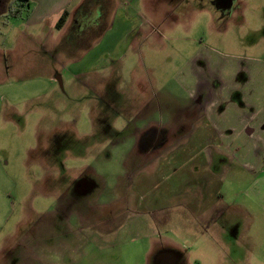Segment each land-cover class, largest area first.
Here are the masks:
<instances>
[{
  "label": "rangeland",
  "instance_id": "rangeland-1",
  "mask_svg": "<svg viewBox=\"0 0 264 264\" xmlns=\"http://www.w3.org/2000/svg\"><path fill=\"white\" fill-rule=\"evenodd\" d=\"M216 1L91 0L69 32L29 26L18 0H0V264H158L161 251L264 264V214L226 204L243 173L231 152L213 225L161 198L205 111L264 124V0H235L228 18ZM207 154L222 175L221 152Z\"/></svg>",
  "mask_w": 264,
  "mask_h": 264
},
{
  "label": "crops",
  "instance_id": "crops-1",
  "mask_svg": "<svg viewBox=\"0 0 264 264\" xmlns=\"http://www.w3.org/2000/svg\"><path fill=\"white\" fill-rule=\"evenodd\" d=\"M91 0H29L28 6H25L21 13L16 17H22L26 19L29 26L42 25L45 23L50 24V28L54 26L57 28V23L62 14L67 11L68 17L65 24L58 29L63 30L66 25L69 32H76V18L82 12L83 5ZM96 1V0H92ZM96 3V2H95ZM127 7L130 4L126 3ZM91 4H89V10L83 13L90 15L92 12ZM121 6H117V12L121 11L122 19H127V13L120 9ZM79 14V15H77ZM72 18V19H71ZM53 19H57L56 23H53ZM55 24V25H54ZM67 29V27L65 28ZM65 34V32H64ZM62 32V37L64 36ZM41 35V34H40ZM9 55L13 54L10 50ZM236 105V104H235ZM238 108V106H237ZM230 114L235 118H230ZM204 123L196 122L189 131V144L191 146L190 154L186 158L184 166L186 168L182 174L178 175L179 169L177 168L174 177L166 178L162 180V194L161 198L168 204H186L188 208L196 215L202 222H210V224L216 223L219 216L225 213V210L220 209L218 202H224L227 197L231 195L225 192V186L230 183V175L224 172V163L226 159L222 156L225 151H229L233 154L236 163L240 165L243 173L232 176V181L235 180L238 183V198L232 201L226 200L228 207L245 208V204L254 206L255 211L264 214V143L257 144L256 138L260 132H264V124L260 127L261 122H257L256 115H245L236 112L228 111L222 113L220 120L218 121L214 116V112L205 111ZM149 126V122L145 123ZM137 128V127H136ZM135 128V129H136ZM147 135L146 138L150 137ZM160 136L157 143H148L149 148L159 146L164 140V135L158 133ZM187 136V135H186ZM150 144V145H149ZM193 145V146H192ZM151 146V147H150ZM182 147L183 143L178 145L172 154H175ZM194 147H196L194 149ZM208 151L221 152V160L217 158V161L221 162L222 175L214 174L208 170L213 162V155H209ZM201 152V157L199 156ZM204 152H206L204 154ZM198 156L200 161L197 163L195 158ZM199 166V167H198ZM200 168V170L197 169ZM247 173V176L245 175ZM220 190L223 192L220 193ZM260 213V215H261ZM174 253V252H173Z\"/></svg>",
  "mask_w": 264,
  "mask_h": 264
},
{
  "label": "flooded vegetation",
  "instance_id": "flooded-vegetation-1",
  "mask_svg": "<svg viewBox=\"0 0 264 264\" xmlns=\"http://www.w3.org/2000/svg\"><path fill=\"white\" fill-rule=\"evenodd\" d=\"M235 2H236L235 0H222V2L220 3L219 0H217L216 4L222 7L220 9L222 10L224 17L228 18L234 12V9L236 7ZM0 8H1V5H0ZM159 137L151 136V137L146 138V140L149 141V143H157L159 141ZM174 255L175 254L172 251H161L158 254L157 262L158 264H180L179 261L175 263L176 257Z\"/></svg>",
  "mask_w": 264,
  "mask_h": 264
},
{
  "label": "trees",
  "instance_id": "trees-1",
  "mask_svg": "<svg viewBox=\"0 0 264 264\" xmlns=\"http://www.w3.org/2000/svg\"><path fill=\"white\" fill-rule=\"evenodd\" d=\"M89 3L90 1H87L81 11H88L89 10ZM29 4V0H18L17 2V5L15 7H12V13L15 14V15H18L19 13H21L22 9L25 7V6H28ZM68 17V12L65 11L62 16L60 17L58 23H57V26L58 27H62L65 22H66V19ZM102 20V19H101ZM101 26H100V29H99V32H98V37L103 34V32H105V30L107 29V23H106V19L105 20H102L101 21Z\"/></svg>",
  "mask_w": 264,
  "mask_h": 264
},
{
  "label": "water",
  "instance_id": "water-1",
  "mask_svg": "<svg viewBox=\"0 0 264 264\" xmlns=\"http://www.w3.org/2000/svg\"><path fill=\"white\" fill-rule=\"evenodd\" d=\"M174 254H175L174 256L176 257V261H175V263H176L178 261V259L180 258V255L175 253V252H174Z\"/></svg>",
  "mask_w": 264,
  "mask_h": 264
}]
</instances>
